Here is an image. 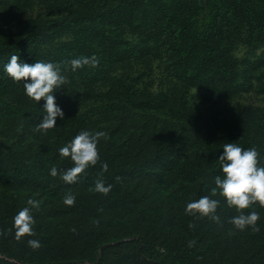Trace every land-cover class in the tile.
Instances as JSON below:
<instances>
[{"label":"rangeland","instance_id":"obj_1","mask_svg":"<svg viewBox=\"0 0 264 264\" xmlns=\"http://www.w3.org/2000/svg\"><path fill=\"white\" fill-rule=\"evenodd\" d=\"M13 54L61 63L57 127L36 130L44 101L4 72ZM93 55L95 66L67 64ZM86 129L107 134L97 164L73 184L51 176L72 166L58 149ZM229 142L264 164V0H0V264H264L259 202L243 210L260 213L259 231L235 228L219 194V221L185 212L211 195ZM29 197L34 235L17 240Z\"/></svg>","mask_w":264,"mask_h":264},{"label":"clouds","instance_id":"obj_2","mask_svg":"<svg viewBox=\"0 0 264 264\" xmlns=\"http://www.w3.org/2000/svg\"><path fill=\"white\" fill-rule=\"evenodd\" d=\"M95 55L79 56L67 61L71 70L85 65L95 66L98 64ZM4 72L15 82L22 83L24 94L37 103L43 98L42 108L44 113L40 116L36 130L47 132L57 127V118H64L63 108L56 102L55 91L62 88L66 83V77L62 74L60 62L36 60L28 63L18 55L13 54L4 64ZM104 131L81 130L58 149L61 157H67L72 166L66 169H58L53 166L49 174L53 177L59 175L66 184L76 183L81 173L90 166L97 164L100 159L98 144L101 137L106 138ZM223 151L216 159L220 163V175L214 178L215 187L211 189V195L201 196L199 199L189 201L185 206V212L189 215L207 216L212 220L219 221L217 208L221 201L212 198L219 194L229 207H234L239 215L230 218V223L239 230L250 227L253 231H259L257 221L260 213L250 210L256 202L264 207V164L261 163L260 152L253 147H242L239 143L229 142L222 146ZM102 171H108V164H102ZM112 189L111 184H106L103 179H97L93 191L107 195ZM65 205L71 206L76 202V196L68 193L63 197ZM40 201L29 197L22 207L12 218V227L15 230V239L20 240L25 235H34L35 218L33 209L39 208ZM28 245L37 249L41 243L37 239H29Z\"/></svg>","mask_w":264,"mask_h":264},{"label":"trees","instance_id":"obj_3","mask_svg":"<svg viewBox=\"0 0 264 264\" xmlns=\"http://www.w3.org/2000/svg\"><path fill=\"white\" fill-rule=\"evenodd\" d=\"M249 24L251 25L252 34L258 37L257 39H254L253 40V43H256V41H258V39H260L261 38V35H262V30H260V27H259L260 22H255L253 20V18H251ZM232 37H235V34H233ZM6 219H7V217H4L3 218V221H5ZM2 231H3V229H2ZM10 238H12V237H10ZM2 249H4V248H2ZM238 264H244V263L241 262V263H238Z\"/></svg>","mask_w":264,"mask_h":264}]
</instances>
